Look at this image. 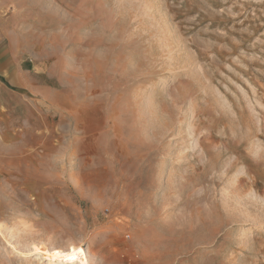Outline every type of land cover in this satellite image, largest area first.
Segmentation results:
<instances>
[{
    "label": "rangeland",
    "instance_id": "1",
    "mask_svg": "<svg viewBox=\"0 0 264 264\" xmlns=\"http://www.w3.org/2000/svg\"><path fill=\"white\" fill-rule=\"evenodd\" d=\"M42 245L264 264V0H0V264Z\"/></svg>",
    "mask_w": 264,
    "mask_h": 264
},
{
    "label": "bare ground",
    "instance_id": "2",
    "mask_svg": "<svg viewBox=\"0 0 264 264\" xmlns=\"http://www.w3.org/2000/svg\"><path fill=\"white\" fill-rule=\"evenodd\" d=\"M44 247L39 251L46 259V264H88L87 253L80 245H72L64 249L55 246Z\"/></svg>",
    "mask_w": 264,
    "mask_h": 264
}]
</instances>
